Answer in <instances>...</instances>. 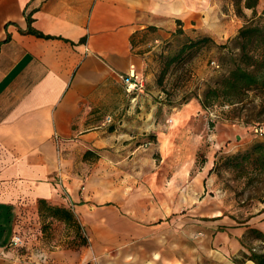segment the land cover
I'll return each mask as SVG.
<instances>
[{
    "label": "crops",
    "instance_id": "obj_1",
    "mask_svg": "<svg viewBox=\"0 0 264 264\" xmlns=\"http://www.w3.org/2000/svg\"><path fill=\"white\" fill-rule=\"evenodd\" d=\"M233 13L232 0H0V264H256L242 239L264 233V205L242 217L214 169L242 128L213 125L198 99L169 114L148 68L180 28L225 38ZM131 66L147 80L134 101ZM25 211L63 242L12 247Z\"/></svg>",
    "mask_w": 264,
    "mask_h": 264
},
{
    "label": "rangeland",
    "instance_id": "obj_2",
    "mask_svg": "<svg viewBox=\"0 0 264 264\" xmlns=\"http://www.w3.org/2000/svg\"><path fill=\"white\" fill-rule=\"evenodd\" d=\"M232 1L234 13L227 17V22L219 23L217 26L219 36L225 38L215 39L207 35L177 32L173 41L161 43L150 54L149 72L161 90L155 98L166 105L169 114L192 100L198 99L201 102L208 88L215 85L220 76L233 67L231 55L239 52L234 38L241 27L254 19L264 33V0L257 1L256 6L259 4V7L256 8V16L253 9L244 6L245 0ZM260 49L264 50V43L260 44ZM212 61H215L216 65L212 64ZM143 76L145 77V73ZM253 98L255 102H252ZM242 100L241 102L212 100L209 107L213 103H218L217 107L207 110L202 106L201 109L202 113L209 114L210 110L213 112V118L217 120L212 122L213 125L220 122L243 130L244 143L236 151H218L214 169L221 180L223 190L230 194L236 206L241 209L240 215L246 217L264 205V146H258L259 143H264V136H259L253 131L256 124H264V102L262 97H256L253 91ZM224 103L229 106L222 108L220 104ZM252 107L256 112L263 110L258 121H253L248 116L252 113ZM170 118L166 121L167 125L173 122ZM147 138L152 142L156 140V135L150 134ZM236 140L234 137L233 141ZM206 148L202 146L198 151L197 163L202 164L208 160ZM154 157L158 161L159 155L155 153ZM26 213L28 212L22 213L19 223L24 224L27 229L30 228L28 234L30 247L47 242L45 248H51V245L58 246L63 242L57 239L50 244L55 236L53 231L48 230L49 226L44 224L43 218H29V214L25 215ZM25 220H28L26 224Z\"/></svg>",
    "mask_w": 264,
    "mask_h": 264
},
{
    "label": "trees",
    "instance_id": "obj_3",
    "mask_svg": "<svg viewBox=\"0 0 264 264\" xmlns=\"http://www.w3.org/2000/svg\"><path fill=\"white\" fill-rule=\"evenodd\" d=\"M257 1H244L246 8L253 9L254 16L257 14ZM28 20V32L44 36L41 32L33 29L31 25L32 18L28 17ZM253 20L241 27L235 36L234 41L239 52L231 55L233 67L221 75L215 85L208 88L204 99L201 100V104L205 109L209 110L218 106V103H213L209 107L212 100L222 99L224 101L241 102L243 101L242 98L252 91L256 97H262L264 102V50L260 49V44L264 43V33L259 24ZM182 31L181 28L177 30V32ZM252 102H255V98ZM220 105L222 108L229 106L227 103ZM262 114V109L256 112L252 107V113L248 116L251 120L258 121ZM258 146H264V143H259ZM41 208L45 215L64 220L69 225L78 228L73 215L67 209L55 207L43 201L41 202ZM242 243L248 250L247 253L244 252V258L251 259L256 264H264V233L262 231L255 228L250 229L242 239Z\"/></svg>",
    "mask_w": 264,
    "mask_h": 264
},
{
    "label": "built area",
    "instance_id": "obj_4",
    "mask_svg": "<svg viewBox=\"0 0 264 264\" xmlns=\"http://www.w3.org/2000/svg\"><path fill=\"white\" fill-rule=\"evenodd\" d=\"M212 64L216 65L215 61H212ZM125 86H126V92L131 95V101H134L139 93H142L146 89L147 81L142 73L138 72L134 66H131L128 73L122 76ZM210 116L213 117V112L211 110L209 111ZM108 121H111V117H107ZM253 131L259 135L264 136V124H256L253 127ZM28 212V211H25ZM29 213H26L25 215H28ZM22 216V214H21ZM30 218V216H29ZM28 220H25V224ZM20 222V217L18 219V223ZM30 232V228H25L24 224L19 223V232L15 233L11 239V246L22 251V253L28 257H30L32 254H30V251L37 248V247H45L47 242H42L40 245H35V247L29 246V240H28V234ZM82 236L86 237V231L82 229ZM56 239L53 237L50 241V244L54 242ZM54 246V245H52Z\"/></svg>",
    "mask_w": 264,
    "mask_h": 264
}]
</instances>
